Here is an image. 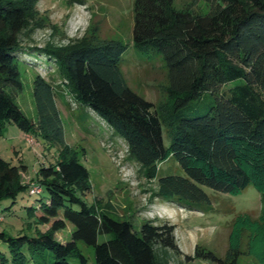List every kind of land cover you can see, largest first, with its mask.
Masks as SVG:
<instances>
[{
  "label": "trees",
  "instance_id": "16d2710c",
  "mask_svg": "<svg viewBox=\"0 0 264 264\" xmlns=\"http://www.w3.org/2000/svg\"><path fill=\"white\" fill-rule=\"evenodd\" d=\"M204 1V13L177 8L173 0L134 1L133 46L140 53H160L167 70L165 100L157 106L128 85L120 69L123 42L88 38L93 29L71 44L28 47L21 37H29L44 20L36 0H0V132L14 123L23 133L58 147L55 161L41 163L30 176L31 185L39 186L30 193L46 191L47 196H40L26 213L40 224L53 218L51 224L45 230L35 225L32 234L0 229V241L9 249V256L0 250V264H26L24 244L33 254L50 249L51 259L38 264H72V257L84 264L78 242L93 245L95 264H175L172 254L182 257L177 264L194 258L243 264L239 255L244 253L245 235V252L264 264V0ZM23 56H35L37 63L41 57L48 60L45 69H57L77 103L125 141L128 159L147 176L156 175L161 161L176 159L185 175L157 177L152 198L192 208L209 200L202 185L238 193L252 184L262 194L261 213L235 216L227 254L221 257L199 243L192 254L182 252L175 224L168 220L144 218L137 227L131 219L110 214V206L89 203L84 195L92 186L90 173L77 149L65 141L54 86L40 74L33 78L35 120L16 103L22 88L18 62ZM25 168L0 157V200L13 202L20 190L31 188L21 179ZM66 219L74 227L70 238L62 241L55 231ZM99 234L109 236L99 241Z\"/></svg>",
  "mask_w": 264,
  "mask_h": 264
},
{
  "label": "rangeland",
  "instance_id": "374dc122",
  "mask_svg": "<svg viewBox=\"0 0 264 264\" xmlns=\"http://www.w3.org/2000/svg\"><path fill=\"white\" fill-rule=\"evenodd\" d=\"M135 0H36V8L41 14V25L33 33L21 37L24 45L42 47L47 42L66 45L77 42L89 33L97 41L119 40L126 45L120 59V69L128 85L144 99L159 106L165 100V87L168 83L167 70L160 53H140L133 46L132 24ZM177 8L188 7L194 11L206 12L208 6L204 0H173ZM96 41V42H97ZM18 69L22 88L16 95V103L23 113L35 120L36 109L33 98L32 81L40 74L54 86L55 102L62 121L65 141L72 149H77L80 162L90 173L91 189L84 195L89 203L98 208H109L110 214L131 219L138 227L144 218L157 222L168 220L176 225L175 235L186 234V238H196V242L225 257L228 251V235L235 216L247 212L257 217L262 209V194L248 184L238 193H230L202 185L208 194L206 202L194 203V207H180L170 203L169 207L158 205L167 203L158 197L152 198L156 187V178L170 173L185 175L184 170L174 157L161 161L153 178L147 176L135 161L128 159L125 141L91 109L77 103L64 79L55 67H48L49 61L35 56H23ZM35 61V62H34ZM37 61V62H36ZM163 142L169 145L167 125L162 124ZM58 147L49 145L33 134L23 133L16 124L7 123L0 132V157L14 165L24 164L21 171L23 183L31 185V178L41 163L54 162ZM28 185L20 190L14 201L11 198L0 200V229L10 234L18 232L34 233L35 225L45 230L51 224L35 223V215H26L29 205H36L40 196H47L46 191L30 193ZM157 202L158 204H154ZM193 203V202H192ZM109 204V205H108ZM7 206H10L7 208ZM196 208V209H193ZM37 213L40 212L36 208ZM61 217V215H58ZM30 223V224H29ZM73 223L65 220V226L55 231L59 240L70 238ZM108 234H99L98 240ZM191 237V238H190ZM247 236L242 239L239 255L243 264H260L246 251ZM86 256L84 264H95L93 245L78 242ZM22 249L27 256L26 264L48 262L50 249L33 254L26 244ZM0 250L9 256L5 242L0 241ZM182 257L172 254V263L177 264ZM72 264H81L76 257L70 258ZM5 264H12L10 261ZM187 264H219L207 259L194 258Z\"/></svg>",
  "mask_w": 264,
  "mask_h": 264
},
{
  "label": "crops",
  "instance_id": "0c3cea01",
  "mask_svg": "<svg viewBox=\"0 0 264 264\" xmlns=\"http://www.w3.org/2000/svg\"><path fill=\"white\" fill-rule=\"evenodd\" d=\"M26 135V134H25ZM154 204H158L157 202H154ZM162 208H166V207H169L170 205L167 203H162L160 205H158ZM176 227V225H175ZM175 231V230H174ZM176 237V240H177V243H178V246L180 248V250L184 253H190L192 254L193 252V249H194V246L196 243V238L195 237H190L191 239H187L186 238V234H180V236L177 238V236L175 235Z\"/></svg>",
  "mask_w": 264,
  "mask_h": 264
},
{
  "label": "built area",
  "instance_id": "2783aa9c",
  "mask_svg": "<svg viewBox=\"0 0 264 264\" xmlns=\"http://www.w3.org/2000/svg\"><path fill=\"white\" fill-rule=\"evenodd\" d=\"M38 190H39V186L38 185H36V184H32L31 185V188H30L31 192L38 191ZM0 218H2V217L0 216Z\"/></svg>",
  "mask_w": 264,
  "mask_h": 264
}]
</instances>
